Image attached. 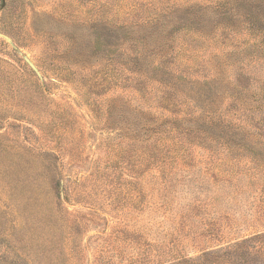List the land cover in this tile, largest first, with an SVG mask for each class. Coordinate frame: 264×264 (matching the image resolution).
I'll list each match as a JSON object with an SVG mask.
<instances>
[{"label": "rangeland", "instance_id": "374dc122", "mask_svg": "<svg viewBox=\"0 0 264 264\" xmlns=\"http://www.w3.org/2000/svg\"><path fill=\"white\" fill-rule=\"evenodd\" d=\"M0 264H264V0H0Z\"/></svg>", "mask_w": 264, "mask_h": 264}, {"label": "trees", "instance_id": "16d2710c", "mask_svg": "<svg viewBox=\"0 0 264 264\" xmlns=\"http://www.w3.org/2000/svg\"><path fill=\"white\" fill-rule=\"evenodd\" d=\"M248 0H241V2H247ZM260 1H263V0H260ZM261 18H262V16H263V14L262 15H259ZM191 18H189L188 20H190V23L191 24H193V22H198L200 19L198 18V16L197 15H193V16H190ZM185 24L187 23L186 21L184 22ZM185 27H187V26H185Z\"/></svg>", "mask_w": 264, "mask_h": 264}, {"label": "water", "instance_id": "95a60500", "mask_svg": "<svg viewBox=\"0 0 264 264\" xmlns=\"http://www.w3.org/2000/svg\"><path fill=\"white\" fill-rule=\"evenodd\" d=\"M29 65L31 66V68H34V66L31 63H29Z\"/></svg>", "mask_w": 264, "mask_h": 264}]
</instances>
